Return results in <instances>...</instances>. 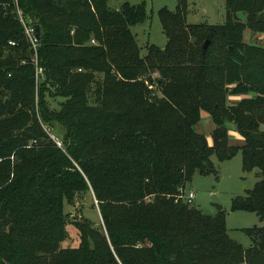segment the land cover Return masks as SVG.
Returning a JSON list of instances; mask_svg holds the SVG:
<instances>
[{
  "label": "trees",
  "instance_id": "obj_1",
  "mask_svg": "<svg viewBox=\"0 0 264 264\" xmlns=\"http://www.w3.org/2000/svg\"><path fill=\"white\" fill-rule=\"evenodd\" d=\"M224 3L217 26L187 24L183 0L161 8L166 45L141 56L130 27L145 3L0 0V264H264V48L243 39L264 34V0ZM17 11L39 26L34 44ZM202 112L210 144L195 130ZM229 124L243 145L229 144ZM239 151L260 178L232 200L262 223L247 249L220 206L207 215L178 198L194 173H215L212 156ZM86 193L100 224L74 221L79 245L62 249L64 206Z\"/></svg>",
  "mask_w": 264,
  "mask_h": 264
},
{
  "label": "rangeland",
  "instance_id": "obj_2",
  "mask_svg": "<svg viewBox=\"0 0 264 264\" xmlns=\"http://www.w3.org/2000/svg\"><path fill=\"white\" fill-rule=\"evenodd\" d=\"M179 0H107V6L110 9L117 10L123 3L138 5L145 3L147 20L137 26L130 27L132 34L135 37L138 47H140L141 56H145L146 45H154L158 48H163L166 45V38L162 32L159 22L158 13L161 8H166L169 11H175ZM187 3L186 22L191 25L206 24L208 26L222 25L225 20V3L224 0H183ZM239 18L244 21L243 14H238ZM244 42L264 48V34L246 31L244 34ZM204 42V41H203ZM201 43V45L203 44ZM93 42H90V44ZM153 77L157 78L155 74ZM239 98H231V101H236ZM49 105L56 110L59 109L61 98L49 99ZM204 113V114H202ZM199 124L195 126V130L204 134L209 140L210 134L214 129V125L205 112ZM227 137L231 146L243 145V140L239 136L233 124L227 125ZM264 132V126H261ZM62 129L57 126L53 131L56 138L60 140ZM214 174L200 175L194 173L191 181L186 183L184 195L193 194V199L190 201V206L200 210L203 214L214 215L217 211L216 206H220L226 216V228L228 236L244 249L251 245V241L246 233L247 229L260 227L262 223L258 221L254 213L232 210V200L235 198H245L248 193L254 188L259 171L243 172L242 156L239 151L232 159L220 162L215 156L211 157ZM76 199L73 205L64 206V212L68 215V225L66 231L68 238L61 243L60 248H76L79 245L78 232L72 225L76 220L84 218L91 224L99 225L100 217L98 214L96 203L92 193H86Z\"/></svg>",
  "mask_w": 264,
  "mask_h": 264
},
{
  "label": "built area",
  "instance_id": "obj_3",
  "mask_svg": "<svg viewBox=\"0 0 264 264\" xmlns=\"http://www.w3.org/2000/svg\"><path fill=\"white\" fill-rule=\"evenodd\" d=\"M17 13H18V16H19V21L22 23V25H23V27L25 29V34L30 39L31 43L34 44L35 41H37V40L34 37L33 29L31 27L25 25V23H24V21H23V19L21 17L20 11H17ZM9 44L12 45V46L14 45V43H9ZM52 139L56 142L57 146H60V142L57 139H55L53 137H52ZM178 198H180L182 200H185L187 203H190V201L193 199V194L189 193L187 196H185L184 193H183Z\"/></svg>",
  "mask_w": 264,
  "mask_h": 264
},
{
  "label": "water",
  "instance_id": "obj_4",
  "mask_svg": "<svg viewBox=\"0 0 264 264\" xmlns=\"http://www.w3.org/2000/svg\"><path fill=\"white\" fill-rule=\"evenodd\" d=\"M33 34H34L35 39L38 40L40 36L39 26L36 25L33 27ZM208 45H209V41H205V43L202 46V50L205 51L208 48Z\"/></svg>",
  "mask_w": 264,
  "mask_h": 264
},
{
  "label": "crops",
  "instance_id": "obj_5",
  "mask_svg": "<svg viewBox=\"0 0 264 264\" xmlns=\"http://www.w3.org/2000/svg\"><path fill=\"white\" fill-rule=\"evenodd\" d=\"M202 114H204V113H202ZM202 114H201V118H202V116H203ZM98 214H99V213H98Z\"/></svg>",
  "mask_w": 264,
  "mask_h": 264
}]
</instances>
